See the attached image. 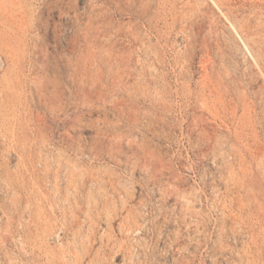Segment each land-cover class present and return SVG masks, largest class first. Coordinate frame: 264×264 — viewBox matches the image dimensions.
<instances>
[{
  "label": "rangeland",
  "instance_id": "obj_1",
  "mask_svg": "<svg viewBox=\"0 0 264 264\" xmlns=\"http://www.w3.org/2000/svg\"><path fill=\"white\" fill-rule=\"evenodd\" d=\"M0 264H264V0H0Z\"/></svg>",
  "mask_w": 264,
  "mask_h": 264
}]
</instances>
